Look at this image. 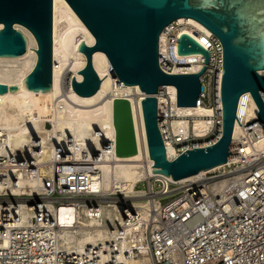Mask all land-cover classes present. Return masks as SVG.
<instances>
[{
  "label": "built area",
  "instance_id": "1",
  "mask_svg": "<svg viewBox=\"0 0 264 264\" xmlns=\"http://www.w3.org/2000/svg\"><path fill=\"white\" fill-rule=\"evenodd\" d=\"M185 27L190 28V33L183 30ZM183 33L208 51L196 105L213 110V127L202 137L191 129L171 132L170 121L183 117L172 112L175 87L161 86L156 94L158 128L165 148L170 144L175 151L172 158L166 153L168 159L186 150L208 147L221 133L222 47L217 38L201 32L187 19L171 22L159 35L158 66L169 75L195 74L203 68L202 55L177 54V41ZM192 34H202L203 42ZM191 66L199 69L193 72ZM262 72L259 73L264 76ZM170 87L174 93L169 92ZM259 94L264 103V92ZM246 95L251 97L246 92L237 104L234 124L239 126L245 125L238 107L243 106ZM157 96L167 103L160 104ZM240 127V137L232 139L237 147L231 148L237 150L238 156L185 180L153 174L136 183L137 195L131 197L113 187L104 194L91 193L90 182L98 177L96 170L76 171L75 179H67L66 186L59 185L61 177L56 174L55 178L42 180L39 195L14 196L10 189L15 182L8 169L16 161L0 157V264H130L139 259H144L141 264H264V146H256V140L264 141V123L257 120L253 129ZM245 147L250 148L248 153ZM83 199L93 215L100 204H114L122 224L110 229V241L64 249L57 237L60 224L54 213L41 205L49 202L52 207L62 203L78 206ZM20 204L30 210L24 221L16 214Z\"/></svg>",
  "mask_w": 264,
  "mask_h": 264
},
{
  "label": "water",
  "instance_id": "2",
  "mask_svg": "<svg viewBox=\"0 0 264 264\" xmlns=\"http://www.w3.org/2000/svg\"><path fill=\"white\" fill-rule=\"evenodd\" d=\"M94 38L87 46L80 42L75 50L86 57L84 68L72 78V89L79 96H91L100 87L92 56L105 54L113 75L127 86H137L144 94L140 103L152 173L178 181L225 164L238 156L232 133L239 97L249 92L264 123V0H65ZM179 18L193 19L205 27L222 47L220 88L221 133L205 148L186 150L168 159L158 128L156 94L161 86H174L176 106H195L202 89L199 77L209 55L190 35L181 34L176 51L179 56L200 54L203 68L195 74L169 75L158 66V39L162 30ZM18 24L36 41V63L23 81L0 84V93L26 89L49 92L52 88V0H0V57L15 58L27 51L28 39L14 28ZM30 49V48H28ZM255 121V120H254ZM238 122V121H237ZM253 122V121H252ZM251 123V122H250ZM239 124V123H238ZM249 124V123H248ZM114 149L118 157L137 152L130 102L115 97L112 102ZM247 125V124H246ZM240 125V126H246Z\"/></svg>",
  "mask_w": 264,
  "mask_h": 264
},
{
  "label": "bare ground",
  "instance_id": "3",
  "mask_svg": "<svg viewBox=\"0 0 264 264\" xmlns=\"http://www.w3.org/2000/svg\"><path fill=\"white\" fill-rule=\"evenodd\" d=\"M184 19L179 18L178 21ZM187 20L201 32L210 33L195 20ZM14 28L26 35L28 46L19 57H0V84L3 85L21 83L37 59L34 51L37 45L31 33L18 24ZM183 30L190 33L188 27ZM192 35L203 42L202 34ZM80 42L92 46L94 38L65 0H52L53 89L44 93L26 89L0 93V157L16 161L8 169L15 182L10 189L14 196L39 195L42 180L55 178L56 174L61 177L59 185L66 186L67 179H75L76 171L96 170L98 177H93L90 182L91 193L104 194L113 187L116 192L131 197L137 195L134 187L138 181L153 176V162L147 150L140 103L144 94L137 86L120 83L113 75L105 54L96 51L92 64L100 77V87L91 96L77 95L72 89V78L81 80V74L77 73L86 63L85 55L75 50ZM189 69L195 72L199 68L191 66ZM168 90L175 92L173 87ZM115 97L127 98L131 106L137 152L128 157L115 154L112 125V102ZM157 97L160 104L167 103L163 97ZM245 97L243 106L238 107V115H243L244 124L253 129L258 108L252 97ZM171 108L174 115L183 117L170 121L168 129L173 133L191 129L196 136L202 137L213 127V110L210 107L176 106L173 101ZM241 132V127L235 123L233 141L240 137ZM108 143L110 148L106 147ZM256 146L262 148L264 141L256 140ZM249 151L250 148H244L245 153ZM166 153L169 158L174 157L172 145L167 144ZM20 161H23L22 166L17 164ZM205 172L201 171L198 175ZM83 201L85 199L80 200L78 206L62 203L52 207L49 202L41 205L42 209L52 211L60 224L57 237L64 249L110 241V229H117L122 224L114 204H100L93 215ZM16 214L24 221L30 210L20 204ZM142 260H133L130 264H141Z\"/></svg>",
  "mask_w": 264,
  "mask_h": 264
}]
</instances>
